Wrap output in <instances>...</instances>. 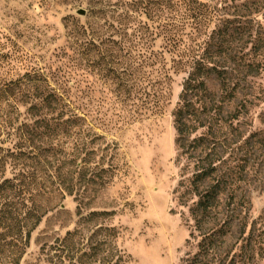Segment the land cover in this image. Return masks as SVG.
I'll return each mask as SVG.
<instances>
[{
    "label": "rangeland",
    "instance_id": "1",
    "mask_svg": "<svg viewBox=\"0 0 264 264\" xmlns=\"http://www.w3.org/2000/svg\"><path fill=\"white\" fill-rule=\"evenodd\" d=\"M203 4L198 10L188 1L175 17L149 20L142 14L127 20L156 27L173 22L162 34L170 29L178 39L160 36L147 49L156 55L157 72L144 83L139 70L149 67L139 65L131 29L126 35L113 26L101 36L90 35L91 27L117 24L98 18V0H0V88L5 89L0 91V182L34 168L41 179L44 158L55 169L63 155L61 134L52 143L35 136L30 146L23 145V123L33 119L22 100L34 93L19 90L14 81L38 82L71 100V113L79 118L71 138L77 139L74 154L81 167L74 169L72 193L51 203L19 264H51L57 256H82L91 248L95 256H121L125 264H182L195 256L202 240L204 264H264V0ZM79 8L86 16L77 14ZM91 36L117 45L108 51L104 44L95 47ZM204 41L208 63L226 70V85L214 74L203 78L207 93L193 99L199 113L191 122L197 129L180 148L172 112L190 58L203 51ZM200 135L204 142L191 143ZM30 148L39 163L11 155ZM206 154L216 170L200 189L220 180L224 191L198 230L192 180L198 158ZM4 192L0 264H12L14 196L10 188ZM44 200L37 194L38 203ZM25 209L21 206V215ZM67 232L74 234L65 244Z\"/></svg>",
    "mask_w": 264,
    "mask_h": 264
},
{
    "label": "trees",
    "instance_id": "2",
    "mask_svg": "<svg viewBox=\"0 0 264 264\" xmlns=\"http://www.w3.org/2000/svg\"><path fill=\"white\" fill-rule=\"evenodd\" d=\"M101 5L96 11L98 18H103V21H109L115 19L116 25L112 22L108 25L101 24L94 26L89 29L90 35L101 36L102 31L106 28L114 26V32L118 31L127 35V30L131 29L130 36H133L137 45H139V65L149 67L148 70H139V80L141 79L144 83L150 82L153 76L154 65L156 63V55L153 52H149V49L158 37H162L165 41H173L177 43L178 39L169 34L170 29L166 32L162 31L167 26H173L167 21L165 24L159 27L152 26L149 23H129L133 17H140L142 14L145 15L149 20H153L155 16L168 17L169 14L176 16L179 14V9L182 4L188 1H192L198 4V10L201 6H204L203 0H98ZM112 2V3H111ZM91 14H94L92 11ZM86 16V14H85ZM90 16V15H89ZM88 17V15H87ZM173 17V16H172ZM175 19V18H173ZM127 20L129 22H127ZM159 29V32L156 30ZM79 29L87 31L80 25ZM91 36V44L95 47L104 44L105 50H111L117 45V41L109 38L108 40H95ZM97 41V42H96ZM169 41V42H170ZM205 47L203 51L195 52L190 58V66L187 71V76L183 81L182 90L180 93V101L177 107L173 110V122L176 129L177 137L176 142L178 147L184 148L187 137H189L197 129V125L191 121L194 116L199 113V108L196 106L193 99L196 96H201L207 93L204 77L214 74L221 80L223 85H226V70L218 69L214 64L208 63L207 59H211V54H208V41L203 42ZM97 49V48H96ZM100 49V48H98ZM128 76H131L129 70ZM13 84H18V89L26 92L31 91L34 93L32 99L22 100L23 105L27 104V111L31 114L33 119L32 124L23 123V127L20 131L23 145L30 146L35 136L42 137L43 142L52 143L53 139L57 134H61L64 137L63 153L61 157V163L54 169L53 162L51 160H44L46 163L41 164L40 170L43 175L40 179L36 176V169L21 175L13 177L11 180L4 179L0 182V194L3 195L5 189L10 188L14 199L10 202L9 206L11 212V221L9 232L13 236L12 242H10V259L12 264H19L22 255L25 252V248L29 244L31 234L33 230L40 223L43 216L49 211L54 205L51 203L55 200H62L65 194H71L74 183V169L79 167L77 164L76 155L74 154L75 142L77 139L73 135L74 129L78 124V116L76 113L72 114L73 102L71 100L62 98L50 90H47L46 86L32 82L31 84L24 82L21 79L16 80ZM23 89H22V88ZM27 87V89H26ZM1 92L5 89L0 88ZM36 93V94H35ZM199 96V97H200ZM202 96L199 98V101ZM56 112V115L54 113ZM71 113V114H70ZM74 141V142H72ZM205 141V137L200 135L193 137L191 143ZM72 143V144H71ZM73 145V146H72ZM204 147V146H203ZM51 149H55L52 147ZM57 151V150H56ZM11 155L15 159H29L39 163L37 154L34 153L33 149L22 150L18 149L15 152H11ZM54 156V154H52ZM208 154L204 157H199L197 166V172L194 174L192 180L193 191L197 195V202L192 209V214L195 218L196 229H202V226L208 221L207 216H210L213 209L218 207L220 200L219 195L224 191V188L220 180H216L215 183L208 185L206 188L200 187L208 182L213 173L216 170V166L213 162L207 161ZM59 163V162H58ZM82 163V162H80ZM81 167V166H80ZM79 167V168H80ZM65 168V169H64ZM40 179V180H39ZM29 193L28 197L22 196V193ZM37 194H41L44 197V203H38L36 201ZM25 199L28 200V204H25ZM26 205L23 215H21V206ZM95 212H91L90 216L95 215ZM74 232H67L62 241L66 244L73 236ZM207 235V233H205ZM209 236H212V234ZM1 246V245H0ZM97 250H89V252H83L82 256H57L55 260H51V264H125L124 261L121 263V256L116 259L113 256H95ZM206 253V245L204 240L199 243L198 252L191 259L186 260V263L182 264H204L202 259ZM85 255V256H83Z\"/></svg>",
    "mask_w": 264,
    "mask_h": 264
},
{
    "label": "water",
    "instance_id": "3",
    "mask_svg": "<svg viewBox=\"0 0 264 264\" xmlns=\"http://www.w3.org/2000/svg\"><path fill=\"white\" fill-rule=\"evenodd\" d=\"M76 12L80 16H85V14H86V10L83 8H79Z\"/></svg>",
    "mask_w": 264,
    "mask_h": 264
}]
</instances>
